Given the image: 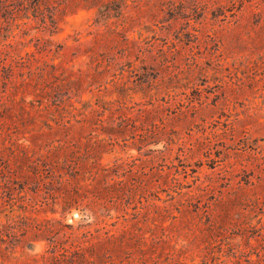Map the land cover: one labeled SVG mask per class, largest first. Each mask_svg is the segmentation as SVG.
Masks as SVG:
<instances>
[{
	"label": "rangeland",
	"instance_id": "obj_1",
	"mask_svg": "<svg viewBox=\"0 0 264 264\" xmlns=\"http://www.w3.org/2000/svg\"><path fill=\"white\" fill-rule=\"evenodd\" d=\"M4 4L0 264H264V0Z\"/></svg>",
	"mask_w": 264,
	"mask_h": 264
},
{
	"label": "trees",
	"instance_id": "obj_2",
	"mask_svg": "<svg viewBox=\"0 0 264 264\" xmlns=\"http://www.w3.org/2000/svg\"><path fill=\"white\" fill-rule=\"evenodd\" d=\"M78 1L80 0H0V5L5 2L3 10L11 15L13 21L21 17L39 21L45 27L58 28L59 17L72 2Z\"/></svg>",
	"mask_w": 264,
	"mask_h": 264
}]
</instances>
